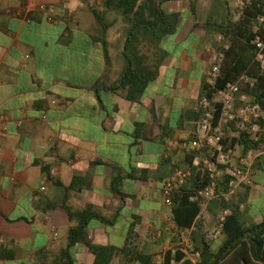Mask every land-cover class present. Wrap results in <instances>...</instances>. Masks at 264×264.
Instances as JSON below:
<instances>
[{"label": "crops", "instance_id": "1", "mask_svg": "<svg viewBox=\"0 0 264 264\" xmlns=\"http://www.w3.org/2000/svg\"><path fill=\"white\" fill-rule=\"evenodd\" d=\"M224 3H162L176 28L138 42L132 66L150 81L130 100L112 88L129 27L116 9L103 0H0V264H63L65 250L72 264H93L92 244L117 250L108 264L163 258L175 236L161 183L194 158L187 163L181 143L200 115L209 24L223 19ZM252 170L253 185L234 191L241 198L246 188V224L249 206L264 213V154ZM87 208L103 220L88 219L84 238L67 248ZM210 216L203 212L204 228Z\"/></svg>", "mask_w": 264, "mask_h": 264}, {"label": "trees", "instance_id": "2", "mask_svg": "<svg viewBox=\"0 0 264 264\" xmlns=\"http://www.w3.org/2000/svg\"><path fill=\"white\" fill-rule=\"evenodd\" d=\"M166 1L169 0H142L137 4L138 0H103L105 8L116 9L123 21L129 25L122 52L126 67L112 88H126V96L130 100L137 99L150 81V78L142 74L141 69L133 67L136 66L135 57L139 54L138 42L141 38L156 42L175 31L177 16L174 13L167 14L161 8L162 3ZM262 13H264V2L250 0V4L242 11L237 21L223 18L219 22L214 21L209 24L215 35L227 38L229 45L226 49H219L223 52V59L214 83L210 85L205 79L202 80L199 101L204 97L211 98L212 94L222 89L227 82H237L244 75L249 81L240 82V91L248 95L252 101L264 106V67L259 68L254 59V48L249 43L254 34L253 19ZM136 70L140 72L137 74ZM225 138H229V135L225 134ZM231 141L234 143L235 139L232 138ZM238 144L242 151L250 148L262 151L264 150V134L259 141H252L245 133H241ZM193 156L194 154L188 156L187 163L191 162ZM203 185V177L197 174L192 175L183 187L175 191L171 209L172 221L177 226L189 227L195 222L192 241L194 251L199 254L196 264H264V217L258 222L246 224L238 210L239 203L245 198L246 188L241 198H236L234 192L227 202L214 200L208 204L207 211L212 217H215L220 209L231 210L223 222L222 239L214 246V240L206 238L208 232L205 231L200 219H197L201 207L188 200V193ZM221 188L226 190V187ZM79 217L77 224L69 229L67 248L84 238L88 219L103 220L101 215L92 208H87L79 214ZM90 248L95 255L93 264H108L117 252L111 246L92 244ZM63 257L65 259L63 264H72L67 250L64 251ZM181 257L180 253L175 256L176 259ZM169 258L170 252L166 251L165 264L168 263ZM140 261L142 264H152L149 257H142ZM186 264L192 263L187 261Z\"/></svg>", "mask_w": 264, "mask_h": 264}, {"label": "built area", "instance_id": "3", "mask_svg": "<svg viewBox=\"0 0 264 264\" xmlns=\"http://www.w3.org/2000/svg\"><path fill=\"white\" fill-rule=\"evenodd\" d=\"M264 2V0H262ZM235 9L242 11L250 4V0H233ZM39 9L48 16L53 13L52 6L40 5ZM254 32L250 44L254 48L255 61L260 69L264 67V13L258 14L252 23ZM216 42L222 43V37L216 36ZM223 45L222 49H226ZM210 55V67L206 73L205 80L212 85L219 74V66L223 59L221 50L212 47ZM246 76H241L237 82H227L225 86L212 94L211 98H202L199 105V118L194 122L193 136L181 143V146L194 158L186 168H177L161 183V195L164 204L172 209L173 197L176 190L185 185L192 175L203 177L204 185L188 193V200L197 203L200 213L207 211L211 201L219 200L227 202L238 187L252 186L254 182L253 164L255 160L264 154V150L256 151L252 148L237 153L238 138L245 133L249 140L259 141L264 134V106L259 102L247 99L246 94L240 91V82H248ZM217 115V116H216ZM225 133L229 138H225ZM234 138L233 143L231 139ZM203 159H200V153ZM221 187H226V190ZM44 188L41 187L40 190ZM244 205L240 203L238 210ZM229 208L218 211L215 217H211L212 227L206 235L208 240H216L221 236L223 222L230 213ZM169 228L175 236V242L167 251L170 258L167 264H186L189 261L196 264L199 259L198 252L194 251L192 233L195 230V222L189 227L177 226L170 221ZM156 232V236H160ZM180 253L182 257L176 259ZM155 264H165L164 256Z\"/></svg>", "mask_w": 264, "mask_h": 264}, {"label": "rangeland", "instance_id": "4", "mask_svg": "<svg viewBox=\"0 0 264 264\" xmlns=\"http://www.w3.org/2000/svg\"><path fill=\"white\" fill-rule=\"evenodd\" d=\"M232 2H233V0H225V5H224V9L225 10H224L223 18H227L228 20H231V21H237L241 17V13H240V11L238 9L234 8ZM220 20L217 19L218 22ZM216 36H217V34L215 35V38H214V41H213V44H212L213 45L212 49L219 51V49H221L223 45H227V47H228L229 41L227 40V38H223L220 35L222 37V43L218 44L216 42ZM241 93L244 94L242 91H241ZM247 99H250V97L247 96ZM242 204L244 205L242 210H244L245 209V204L244 203H242ZM256 204L258 205V203H256ZM257 205H252V206H249L247 208L246 213L250 216V218H251L250 222L251 223L258 222L264 217V213L263 214H259V209L257 208ZM199 219H200V221L202 223V226H203V213L200 215ZM211 227H212V224L210 223V226H208V224H207L204 229H205L206 232H209ZM221 239H222V237L220 236L218 239L214 240L213 241V245L216 246V244H218Z\"/></svg>", "mask_w": 264, "mask_h": 264}]
</instances>
